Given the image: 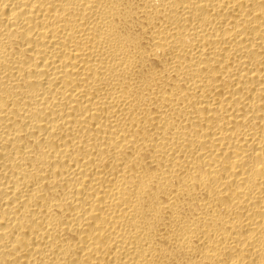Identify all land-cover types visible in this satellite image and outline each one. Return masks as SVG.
I'll return each mask as SVG.
<instances>
[{
    "label": "bare ground",
    "instance_id": "6f19581e",
    "mask_svg": "<svg viewBox=\"0 0 264 264\" xmlns=\"http://www.w3.org/2000/svg\"><path fill=\"white\" fill-rule=\"evenodd\" d=\"M0 264H264V0H0Z\"/></svg>",
    "mask_w": 264,
    "mask_h": 264
}]
</instances>
